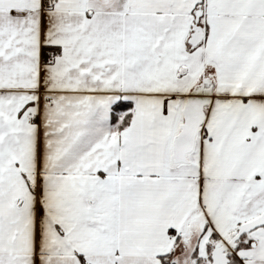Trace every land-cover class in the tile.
I'll use <instances>...</instances> for the list:
<instances>
[{"label": "snow or ice", "instance_id": "obj_1", "mask_svg": "<svg viewBox=\"0 0 264 264\" xmlns=\"http://www.w3.org/2000/svg\"><path fill=\"white\" fill-rule=\"evenodd\" d=\"M0 264H264V0H0Z\"/></svg>", "mask_w": 264, "mask_h": 264}]
</instances>
